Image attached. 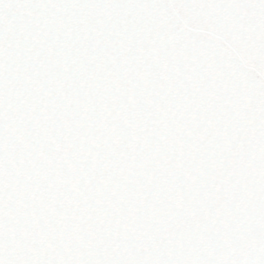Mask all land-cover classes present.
I'll use <instances>...</instances> for the list:
<instances>
[{"label": "snow or ice", "instance_id": "obj_1", "mask_svg": "<svg viewBox=\"0 0 264 264\" xmlns=\"http://www.w3.org/2000/svg\"><path fill=\"white\" fill-rule=\"evenodd\" d=\"M0 264H264V0H0Z\"/></svg>", "mask_w": 264, "mask_h": 264}]
</instances>
